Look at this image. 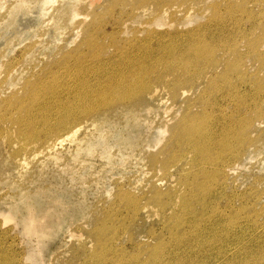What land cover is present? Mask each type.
Wrapping results in <instances>:
<instances>
[{
  "label": "rangeland",
  "instance_id": "1",
  "mask_svg": "<svg viewBox=\"0 0 264 264\" xmlns=\"http://www.w3.org/2000/svg\"><path fill=\"white\" fill-rule=\"evenodd\" d=\"M139 1L0 0V264H95L101 251L114 264V247L127 264H264V68L250 45L264 0ZM131 81L125 100L77 108L48 138L19 118L31 105L47 119L79 85L117 95ZM194 153L228 164L211 180L184 164ZM205 211L197 231L173 229Z\"/></svg>",
  "mask_w": 264,
  "mask_h": 264
},
{
  "label": "bare ground",
  "instance_id": "2",
  "mask_svg": "<svg viewBox=\"0 0 264 264\" xmlns=\"http://www.w3.org/2000/svg\"><path fill=\"white\" fill-rule=\"evenodd\" d=\"M155 1L158 4L161 3L160 0H155ZM150 2H153V1H151V0H141V1H139L141 6L137 7V8H141L142 10H146L147 11L148 10L147 9V7H148L147 4H149ZM150 4H153V3H150ZM137 8H135V9L137 10ZM263 42H264V39H262L261 41H259V39H258L256 42L250 43V45H251L252 54H257V57H255V58H258V59H255V60L261 62L262 65H263V68H264V50L262 51L260 49V47L263 44ZM231 52H233V54L235 55V60H238L239 63H240L236 67H234L233 70L242 72V65H243V63L245 61L244 59L249 57V53L250 52L247 53L246 55L244 53H240L239 50H238V45L234 46L231 49ZM256 61H254L255 64L257 63ZM216 65L217 64L212 63V66H214L213 68H215ZM176 73L177 74H181L182 72L178 70V71H176ZM132 84H136V83L131 81V83H128V84L125 83V84L118 85L119 92H117L118 93L117 95L116 94L113 95V91H104V92H102L100 94H98L97 92H94L92 95H90L91 90H88V88L86 90L78 89L80 87V85H79V87L71 89L72 97L74 96V98L72 100H70L72 98L71 97L65 103L57 102L56 105H53L51 103L49 106H47V108H48L47 113L49 114V117L47 119H46L45 113H42L41 117L39 119L34 118L33 117V111H32L33 107L31 105L27 106L26 110L24 112H21V110L24 109V105L20 106V109L17 108L18 113L20 114L19 118H20V120L22 122H24L23 125L25 127L28 124H31V126H33V128H35V129H38V127H40V128L42 127L43 128L42 132H43L44 135H42L41 138L42 139L43 138H48L49 136L52 135L51 128L56 127L58 123H61L62 125H66L67 124L66 117H69V116L73 115V113L75 112V110L77 108L80 109L83 113H84L83 108H91V109L94 110V113H98L99 111H101L102 107H105V106H108V105H113L116 102L125 100L127 98V96L130 94V92L133 91ZM37 86L41 87L40 85H37ZM51 86H52V88L50 89V91H48L46 93V96H45V98H47L48 100H49V98H48L49 95L50 94H54L57 91V90L53 91L55 89V87L57 86V84L54 82V80L52 81V85ZM75 89H78L76 91H80V93H78L76 96H75V92H73ZM32 94H33V96H35L34 92H32ZM133 95H130V97L132 98ZM57 111L58 112L59 111L63 112L64 115L59 116V113H57ZM262 125H264V121H259L258 122V126L262 127ZM252 127H253V124H252ZM205 129L208 130L209 128H205V127L201 128V126H198V127L196 126L194 130L196 132H199V131H204ZM246 130H248V128ZM227 131H226V133H227ZM249 132H247L248 133V137L247 136L245 137V134L243 135L244 139H245L244 141H246L245 144H248V145L254 146V147H258L257 143L259 142V140L258 139L255 140L253 138H250ZM223 134H224V132H223ZM200 135L201 136H206L205 132H201ZM28 137L29 138H34V134L33 133L29 134ZM41 138H40V140H42ZM199 139H203V137L197 136L195 134L190 135V133L186 132L185 140H186L187 144H191L189 146H193L194 143L196 142V140H199ZM221 143H222V146H224V148L226 150V149L232 147L233 139L230 136L229 137L222 136V142ZM57 144L58 143L55 142V143L51 144L49 147L50 148H55V147H57ZM250 146H248V147H250ZM229 155H230L229 153L225 154V156H229ZM209 156H211V154L210 153H206L200 159H195V153H194V158H192L191 161L189 159L190 162L187 160L186 156H183V160H184V164H185V161H187L188 164L191 163L193 171L194 170L197 171L199 169L208 168L205 165L209 163V162H206L208 160ZM222 163L228 164V162H226V161H224V162L217 161L216 162V166L217 167L214 166L213 169H209L208 168L209 170H207V171H209L208 174L210 175L211 180H215V173H217L220 170H222L220 167H218ZM209 166H211V165H209ZM211 167H213V166H211ZM215 185L218 186L219 182L216 181ZM160 199H161V194L159 192H157L156 195H155V201L158 203L159 206H161L162 209H165L166 206H167V202H162ZM159 201H161V202H159ZM210 208L213 209V210H219V208H217L215 206L210 207ZM205 210L207 211L208 208L206 207ZM206 211L204 212V214H199L197 216L184 217V221H178V222H176L174 224V226L172 224L171 225L173 226V229L176 231V230H179L180 228H183V226L185 227V226L189 225V223H191V224H195L193 226V228H194L195 231H197L201 226L205 225L207 223V221H209L211 219V216L213 215V213H212L210 216L206 217V214H205ZM174 217H179V215H174L172 217V219ZM197 221H202V223H199ZM113 237L116 239L115 235H113ZM114 238H112V243L115 242ZM109 250H112L113 258H115L114 259V264L115 263L116 264H120L118 262V260H120L121 263L124 262V264H127V257L123 258L122 256H120L121 254L118 255L119 252H122L118 247H114L113 249H109ZM106 256H107V254L104 251H101L98 255L92 254L91 259L93 257H94V259L96 258L95 259V264H105L106 261L108 260V258H106ZM109 256H110V254H109ZM157 260H158V257H152V261L155 262Z\"/></svg>",
  "mask_w": 264,
  "mask_h": 264
}]
</instances>
